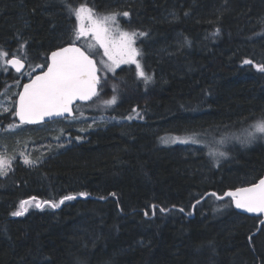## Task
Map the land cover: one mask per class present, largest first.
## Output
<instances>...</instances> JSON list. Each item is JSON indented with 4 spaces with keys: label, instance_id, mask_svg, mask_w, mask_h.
Here are the masks:
<instances>
[{
    "label": "trees",
    "instance_id": "trees-1",
    "mask_svg": "<svg viewBox=\"0 0 264 264\" xmlns=\"http://www.w3.org/2000/svg\"><path fill=\"white\" fill-rule=\"evenodd\" d=\"M67 2L104 15L128 11L118 22L124 31L145 34L135 44L151 79H139L134 65L106 77L99 70L92 102L116 97L105 111L119 120L111 125L68 127L64 122L79 114V105L72 118L23 125L62 124L67 146L30 165L9 158L11 167L0 176V264H261L260 218L238 214L229 198L210 193L252 185L264 173V138L251 147L230 146L228 154L221 142H240L264 116V73L243 64L264 63V0ZM75 27L64 0H0V49L22 56L26 73L40 71L36 65H46L51 51L81 43ZM20 79L0 71L5 107L12 108ZM13 122L11 112L1 114L0 131ZM43 134L21 136V149ZM170 136L213 139L226 155L213 159L200 146L160 144ZM65 195L76 199L56 208L43 203ZM31 200L42 206L11 215Z\"/></svg>",
    "mask_w": 264,
    "mask_h": 264
},
{
    "label": "snow or ice",
    "instance_id": "snow-or-ice-1",
    "mask_svg": "<svg viewBox=\"0 0 264 264\" xmlns=\"http://www.w3.org/2000/svg\"><path fill=\"white\" fill-rule=\"evenodd\" d=\"M64 3L69 14L74 15L77 21L74 29L76 39L87 37L90 34L100 48L103 49L104 56L110 61V63L105 64L108 70L115 72V69L121 64L135 65L136 76L139 79L144 80L145 83L151 79L146 75L137 59L139 52L134 47L137 36L145 34L124 31L119 27L117 17L119 15L128 17L130 15L128 11L112 13L103 18H94V12L91 8L85 5L73 8L67 0H64ZM85 21L89 23L88 27H85ZM20 48L24 49L25 44L22 43ZM9 55L6 50L0 49V64L5 65L9 69H14L17 73H21L25 67L24 58L18 53H13L11 54L12 58L9 59ZM243 64L252 65L256 71L264 73V63L255 64L252 60L245 59ZM36 67H46V71L36 75L29 83L23 85L22 91L15 93L18 98L12 102V108L0 107V114L11 112L15 120L18 121V123H9L6 130L20 129L23 125L42 124L54 118L67 119L73 116V105L75 102H87L92 100L93 97L99 96L97 86L100 84V77L97 75V65L85 51L75 46L74 43L72 46L62 47L57 51H53L46 65H36ZM115 103V96L103 101L105 106H111ZM132 112L139 116L135 108L132 109ZM135 118L131 115L127 117L129 120ZM59 138V136L54 137L57 140ZM257 138H264V116L250 126L247 136L240 140V143L247 145ZM178 142L182 144L199 143L195 139H180ZM21 155L25 165L34 163L28 156L23 153ZM210 155L215 159L216 156L223 157L226 153L222 151L212 152ZM9 167H11V161L0 155V175H6ZM87 195L88 193L86 192L79 193L81 197ZM210 195L215 197L216 200H223L225 197L230 198L231 204L236 209L255 214L257 219L260 216H264V179H260L258 183L249 187H239L235 190L227 191L223 195H218L216 192H212ZM74 199H76L75 195H65L59 203L49 201H44L43 203L56 208L65 201ZM29 203L31 201H21L19 210L12 212L11 215L22 216L26 210L25 205ZM35 206L40 208L42 205L37 202ZM155 207L153 205L154 209ZM159 211L163 213L167 209L161 207ZM179 211L184 212L185 210L180 208ZM145 215L147 216L148 213L145 212ZM259 224L264 225V219H260ZM258 230L264 231V228H259ZM254 235L255 233L249 236L250 243H254ZM261 264H264V258H262Z\"/></svg>",
    "mask_w": 264,
    "mask_h": 264
},
{
    "label": "rangeland",
    "instance_id": "rangeland-1",
    "mask_svg": "<svg viewBox=\"0 0 264 264\" xmlns=\"http://www.w3.org/2000/svg\"><path fill=\"white\" fill-rule=\"evenodd\" d=\"M93 12H94V18H103L106 15H110V14H106V15L98 14L95 11H93ZM74 18H75V16H74ZM75 20H76V18H75ZM117 20H118V17H117ZM76 24H77V21H76ZM88 26H89V23L87 21H85V27H88ZM119 27H120V29H122L120 24H119ZM79 40L81 41V43H79L77 45L82 47L83 50L88 55L93 57L95 60L97 59L96 61L98 63L99 70L102 74V77H106L108 74L114 73L113 71H110L105 67V64L110 63V61H108V58L106 56H104L103 49L100 48V46L95 42V40L91 37L90 34L87 37L79 38ZM90 45H91V47H90ZM134 47H136V44L134 45ZM137 59H138V57H137ZM127 65H130V64H121L118 68L115 69V71L117 69H119L120 67L127 66ZM8 70L9 69L5 65L0 64V71H8ZM28 73H30V72H28ZM28 73H25L24 76L28 77L29 76ZM3 94H4V92L0 93V107H5V105L7 103L6 99L4 100V98H3ZM103 101H105V100H102V98L99 97V99H97V101H95V102H92V104H85L83 106H82V104H80L75 109V111H78L79 114L77 116H75L73 118V120L64 122L65 125L70 124V125H68V127L75 128V129H77V131L82 132L83 131L82 128L92 129V128L98 127L99 125L108 126V125L113 124L114 122H118L119 120L112 119L109 116L105 115V111L108 108L112 107V105L111 106H105L103 104ZM7 107H9V105ZM86 112H88V113L90 112L91 114L88 115ZM2 114H4V113H2ZM6 129L7 128L0 131V155L5 156L8 160H9V158H12L13 156H19L23 159V156L21 155V153H23L24 155L28 156V158L32 161H33V159L35 161L36 160L40 161L44 157L55 156V155L59 154L60 152L65 150V148L67 146L66 140H64V138H63L64 132H63V125L62 124H60L59 126L47 127L46 130L40 129V128L27 130L24 126H22L20 129H15V130H6ZM65 129L67 131L69 128L65 127ZM65 129H64V131H65ZM48 130L53 131L52 136H51V131H50V133H47ZM40 131L43 133H46V135L43 134L44 136H42L43 140L41 142L37 143L36 141L35 142L28 141V143L21 149L22 143L26 140V139H20L21 136H25V135L33 136L34 134H37ZM20 133H23L24 135L22 134L21 136L16 137L15 139L12 140L13 142L8 141V140L12 139V138H10L11 136L19 135ZM61 133H63V134L61 135ZM56 136H61V138H59V140L54 139V137H56ZM241 136L244 139V137H246L247 134H244ZM31 138L34 139V137H31ZM226 138L227 139H225L221 142H223V144L228 143L229 148L227 150V154L230 151V146H233L235 144L242 145L240 142L233 141L229 137H226ZM5 139H6V141H8V143L6 145L8 150L6 149V151L3 149V143H2V142H4V145H5ZM180 139H189V140L195 139V140L199 141V143H197V144H193V143L182 144V143L178 142V140H180ZM165 141H167V142H165ZM254 143H256V142H254ZM160 144L161 145H181V146L196 145V146L202 147L205 151H207V153L209 151V154L212 152H221V151L226 153V149H220V147L222 145H217L218 144L217 141H215L213 139H206V138L202 139L200 137L170 136V137L163 138L160 141ZM252 144L243 145V146L244 147H251ZM216 158H220V156H216ZM30 205L35 206L36 204L34 201L31 200V203L25 205V208L30 206Z\"/></svg>",
    "mask_w": 264,
    "mask_h": 264
},
{
    "label": "water",
    "instance_id": "water-1",
    "mask_svg": "<svg viewBox=\"0 0 264 264\" xmlns=\"http://www.w3.org/2000/svg\"><path fill=\"white\" fill-rule=\"evenodd\" d=\"M72 45H73V44H67V45L62 46V47H69V46H72ZM75 46L80 47V46L77 45V44H75ZM62 47H60V48H62ZM60 48H57V49H55V50H53V51H57V50H59ZM80 48H81L82 51H84L82 47H80ZM53 51H51V52L48 54V56H47V61H48V58L51 56V53H52ZM89 56H90V55H89ZM10 58H12V57H10ZM10 58H9V59H10ZM90 58H92V59L95 61V59H94L93 57L90 56ZM95 63H96V61H95ZM96 65H97V64H96ZM97 68H98V67H97ZM25 69H26V63H25V67H24V69H22V72H21V73H23ZM10 70L13 71V72L16 73V74H21V73H17V72H15L14 69H10ZM43 71H46V67H45V69H43L42 71H39V72L35 73V74L32 75L28 80H26V81L21 85V87L19 88V91H18V92H20V91L23 90V85H24L25 83H29L30 80H31L32 78H34L36 75H40V74H42ZM97 75L99 76L98 73H97ZM98 86H99V85H98ZM98 86H97V87H98ZM17 98H18V97L16 96L15 100H16ZM94 98H95V97H93V99H94ZM93 99H92V100H93ZM92 100L87 101V102H80V101H77V102H75V104L73 105V108H74L76 105H79V104H82V105L87 104V103L91 102ZM73 116H74V112H73ZM73 116H72V117H73ZM72 117H68V118H72ZM14 119H15V118H14ZM60 120H64V118H54L53 120L48 121V122H46V123H50V122H53V121H60ZM15 121H16V120H15ZM16 122L18 123V121H16ZM46 123H42V124H46ZM38 125H41V124H32V125H26V126H38ZM260 179H264V173H263V175H262V177H261ZM260 179H259V180H260ZM259 180H258L256 183H258ZM254 184H255V183H254ZM249 186H251V185L244 186V187H249ZM225 198H228V197H225ZM229 199H230V198H229ZM232 208H233V210H234L236 213H238V214L246 215V216H249V217L257 218L255 214H249V213L243 212L242 210H238V209H236V208L234 207V205H232ZM259 218H260V219H264V216H260Z\"/></svg>",
    "mask_w": 264,
    "mask_h": 264
},
{
    "label": "flooded vegetation",
    "instance_id": "flooded-vegetation-1",
    "mask_svg": "<svg viewBox=\"0 0 264 264\" xmlns=\"http://www.w3.org/2000/svg\"><path fill=\"white\" fill-rule=\"evenodd\" d=\"M12 57V56H11ZM8 58H10V57H8ZM97 60V59H96ZM95 60V61H96ZM48 62V61H47ZM26 63V62H25ZM96 64H97V61H96ZM97 67H98V65H97ZM9 69V68H8ZM27 69H28V65H27V63H26V69L24 70V72L23 73H21V74H16V75H18L19 77H21V79H20V81L22 82L21 83V85L26 81V80H28L32 75H34L35 73H37V72H39V71H37V72H35L34 74H32V72H30V73H28L29 74V76L28 77H25L24 76V74L26 73V71H27ZM43 69H45V67H43V68H41V70L40 69H38V70H40V71H42ZM10 70V69H9ZM13 72V71H12ZM98 74H99V68H98ZM100 77V76H99ZM21 85H20V87H21ZM98 89H99V86H98ZM19 91V90H18ZM18 93V92H17ZM16 98V97H15ZM80 105V104H79ZM77 106V105H76ZM75 106V107H76ZM74 107V108H75Z\"/></svg>",
    "mask_w": 264,
    "mask_h": 264
},
{
    "label": "bare ground",
    "instance_id": "bare-ground-1",
    "mask_svg": "<svg viewBox=\"0 0 264 264\" xmlns=\"http://www.w3.org/2000/svg\"><path fill=\"white\" fill-rule=\"evenodd\" d=\"M11 71V70H10ZM92 102V101H91ZM89 104V103H88ZM75 115V114H74ZM42 125V124H41ZM29 127V126H28ZM34 127V126H33ZM32 128V127H31Z\"/></svg>",
    "mask_w": 264,
    "mask_h": 264
}]
</instances>
